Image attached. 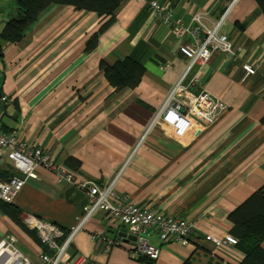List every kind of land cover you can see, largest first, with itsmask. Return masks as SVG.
Returning <instances> with one entry per match:
<instances>
[{"label": "crops", "instance_id": "obj_1", "mask_svg": "<svg viewBox=\"0 0 264 264\" xmlns=\"http://www.w3.org/2000/svg\"><path fill=\"white\" fill-rule=\"evenodd\" d=\"M150 1L124 0L114 23L88 53L85 43L101 18L68 5L49 7L20 42L4 46L0 126L41 146L57 164L83 178L99 184L116 179V194L125 202L195 224L187 244L173 237L162 240L153 226L148 227L149 242L160 248L159 258L149 261L123 246L108 249L105 241L94 240L95 232L110 240H128L119 233L130 234L110 223L106 212L97 211L68 248L71 256L85 257L82 264H239L244 254L235 245L215 248L205 235L230 233V212L264 186V14L256 0H156L171 5L187 25L193 14L203 12L211 26L228 10L220 32L234 49H243L237 59L215 52L200 71L204 87L228 110L206 130L198 131L194 122L178 137L163 123L149 126L188 64L180 52L188 37L153 21ZM7 2L0 0V10ZM128 56L146 71L135 88L115 91L100 62L114 64ZM245 62L257 72L245 77ZM198 70L194 68L189 78ZM198 90L191 89L194 94ZM179 99L189 105L187 96ZM70 158L80 161L78 168L68 164ZM0 169L18 173L10 160L0 162ZM12 202L21 210L20 217L33 214L68 229L76 224L89 195L72 184L57 183L51 172L40 168L38 177L28 179ZM24 228L0 211V239L13 234L18 247L36 259L46 248L35 231L36 238Z\"/></svg>", "mask_w": 264, "mask_h": 264}, {"label": "built area", "instance_id": "obj_2", "mask_svg": "<svg viewBox=\"0 0 264 264\" xmlns=\"http://www.w3.org/2000/svg\"><path fill=\"white\" fill-rule=\"evenodd\" d=\"M149 6L154 17L153 21L159 20L171 27L175 34L188 37V41L180 45V52L188 58V64L155 112L149 129L163 123L170 127L176 136L182 137L196 122L198 131H204L213 125L228 110V107L222 100L207 91L202 84L200 71L215 52H222L232 59L241 57L243 53L241 47L234 49L228 36L220 32L228 10L211 26L207 24V13L203 12L193 14L192 23L187 25L176 15L171 5H162L153 0L149 2ZM197 66L200 70L189 78L190 73ZM243 69L245 77L257 72V67L249 62L243 63ZM196 86L199 90L194 94L191 89ZM181 95L188 97L189 105L179 99ZM2 100H8V97L2 96ZM142 140L143 138L137 143L135 150ZM5 160L12 161L18 173L8 180L0 179V199L13 201L26 181L36 179L39 169L43 168L54 175L57 183L65 182L85 190L89 195V202L84 206L76 224L68 229L33 214L21 215L22 223L36 232L46 251L40 253L36 259H31L18 247L16 237L13 234H7L0 239V264H82L85 257L71 256L68 248L75 236L84 228L85 223L97 211L106 212V218L110 223L125 227L136 239L135 241L110 240L105 233L95 232L92 235L94 240L105 241L108 249L113 246H123L135 256L149 261L159 258L160 248L149 242L146 236L148 227L153 226L160 239L166 240L173 237L182 244L189 242L194 231V222L186 218L125 202L123 197L116 194V179L99 184L93 179L83 178L67 165L57 164L41 146L22 141L15 131H7L0 127V162ZM205 239L215 248L238 243V239L231 233L223 236L206 234Z\"/></svg>", "mask_w": 264, "mask_h": 264}, {"label": "trees", "instance_id": "obj_3", "mask_svg": "<svg viewBox=\"0 0 264 264\" xmlns=\"http://www.w3.org/2000/svg\"><path fill=\"white\" fill-rule=\"evenodd\" d=\"M123 1L8 0L6 7L0 10V59L3 56L4 46L20 42L26 31L38 21L49 7L54 5H68L79 11L94 12L101 18L98 30L85 43L84 51L87 53L91 52L97 47L100 36L114 23V13ZM256 2L264 14V0H256ZM100 68L115 91L135 88L146 71L145 65L131 56L118 60L114 64H109L102 60ZM10 103L15 105V107L18 105L16 99H12ZM6 106L3 105V107ZM261 123L264 125V116L261 119ZM68 164L73 168H78L80 161L70 158ZM14 174L0 169V179L2 180H8ZM0 211L22 228L25 227L20 221L22 212L12 201L0 199ZM229 220L232 223L230 233L238 239V243L235 246L244 254L239 264H264V186L252 193L232 210L229 214ZM24 229L36 238L33 230L31 231L26 227ZM183 264L195 263L187 260ZM204 264L231 263L209 261Z\"/></svg>", "mask_w": 264, "mask_h": 264}, {"label": "water", "instance_id": "obj_4", "mask_svg": "<svg viewBox=\"0 0 264 264\" xmlns=\"http://www.w3.org/2000/svg\"><path fill=\"white\" fill-rule=\"evenodd\" d=\"M1 95V94H0ZM119 236L124 237L128 240L135 241L136 237L132 234H127V232H120Z\"/></svg>", "mask_w": 264, "mask_h": 264}]
</instances>
